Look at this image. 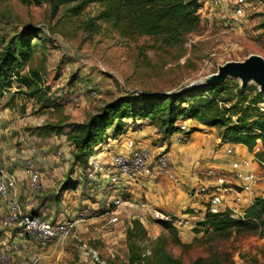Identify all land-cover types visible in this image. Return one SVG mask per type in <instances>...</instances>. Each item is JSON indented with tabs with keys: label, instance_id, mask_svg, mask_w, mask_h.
<instances>
[{
	"label": "rangeland",
	"instance_id": "374dc122",
	"mask_svg": "<svg viewBox=\"0 0 264 264\" xmlns=\"http://www.w3.org/2000/svg\"><path fill=\"white\" fill-rule=\"evenodd\" d=\"M233 3L234 0H227L224 6L217 8L208 3L203 4L197 30L186 38L184 44L166 47L147 37L126 40L106 24H101L95 33L84 31L80 23L97 15V5H89L79 16L72 17L68 9L73 3L60 6L57 13L52 14L48 3L35 6L25 5L20 0L0 2V48L24 28L40 29L38 39L30 40L32 59L20 74L24 76L30 69L39 71L43 80L41 88L45 92L43 103L38 105L37 101L24 95L29 92L27 89H18L13 83L11 91L0 100V112H4L5 107H10L6 112V122L13 125L9 134L13 140L5 147V152L16 149L14 157L8 159L9 166L15 172H23V177L15 179L23 187L22 190H26L29 188L24 174L26 160L31 158L38 166L43 158V150L47 147L58 158L53 168L57 169L59 163H62L57 170L64 178L63 181L56 180L55 185L58 187H55L54 192L57 194L52 199L56 203L65 201L68 210L71 209V201L76 200L79 205L74 209L82 214L79 216L82 222L75 232L61 241V257L57 264H96V261H92L89 250L96 251L99 262L104 264H129L126 229L132 221L125 219L126 204L122 205L124 209L118 215L123 224L117 226L107 225V218L103 216L105 206L102 207L101 204L97 209L91 206L92 202L97 201L96 192H90L94 189L96 179L94 177L91 180L93 171L86 177L85 169L79 164L74 165L73 150L68 138L70 130L66 124L85 122L107 103L129 94L152 96L178 93L199 79L216 73L217 68L226 62L242 61L251 54L264 59V0H247L248 8L241 17L233 15ZM233 81L236 86L244 87L241 80ZM247 85L256 87L252 83ZM11 95H15L12 101ZM257 106L264 114V97ZM26 117H30V122L33 121L34 124L22 127L24 131L30 132L37 128L41 131L44 124L58 126L61 131L50 132L51 134L45 131L43 137L48 138L44 141L28 140L23 144L19 142L21 127L17 123ZM209 128H214L220 136L222 129ZM112 133L111 128L103 146L94 148V151L99 148L103 153L100 158H104L105 162L100 166L107 161L106 153H113L114 148L122 145V141L126 139V130L122 135L118 134L119 137H112ZM162 138L151 139L153 147L162 144ZM4 140L6 139L2 136L0 141ZM32 147L36 148L33 159ZM94 155L91 154L90 157L96 162ZM1 156H4V162L6 154L1 153ZM101 160H97L98 163ZM90 163L91 160L88 159L87 166H92ZM86 178L87 181H84ZM43 192L40 189L29 200L22 196V204L26 201L25 205H34L36 199L38 202L44 196L41 195ZM84 200L88 202H83ZM31 209L33 210L26 207L22 211L31 213ZM145 211L150 215L151 208L146 207ZM174 224L178 225L177 222ZM164 234L170 242L169 250L183 264H190L198 257L209 258L215 264H264V238L259 234L234 235L228 240L211 241L206 238L205 232L199 235L194 233L186 243H176V235L170 232ZM153 240L146 235L137 241L144 249V254L150 252ZM0 264H20V261L14 254L9 262L3 260Z\"/></svg>",
	"mask_w": 264,
	"mask_h": 264
},
{
	"label": "trees",
	"instance_id": "16d2710c",
	"mask_svg": "<svg viewBox=\"0 0 264 264\" xmlns=\"http://www.w3.org/2000/svg\"><path fill=\"white\" fill-rule=\"evenodd\" d=\"M3 1L5 0H0ZM20 1L25 5L35 6L48 3L52 14L57 13L60 6L73 3L68 9L72 17L79 16L89 5H97L99 7L97 15L80 23L84 31L95 33L101 24H106L126 40L133 41L147 37L166 47L184 44L186 38L197 30L200 23V4L196 0ZM40 34L38 28H24L0 48V96L15 83L18 89L23 87L29 91L24 93L25 96L37 101L38 105L43 103L45 92L41 88L43 80L40 72L30 69L26 75L20 74L32 59L30 40L38 39ZM233 83V79H228L219 86L200 85L167 95L129 94L107 103L85 122L66 124L70 130L68 138L73 150L74 165L79 164L85 169L88 157L99 149L94 151V148L103 146L102 143L107 141L108 130L112 128V137H116L126 130L128 120L133 123L136 120H146L147 125L155 128L164 140L178 130L179 121L192 119L205 127L222 129L220 137L223 143L242 145L250 153L259 141L261 150L256 153V158L262 159L264 114L257 105L261 103L264 94L254 86L246 85L240 88ZM45 131L56 133L61 129L58 126L44 124L39 132L43 134ZM193 131L194 129L191 133ZM30 214L37 215V210ZM159 225L165 232L176 235L175 242L179 243L177 231L171 222L160 220ZM193 232L197 235L205 232L206 238L211 241L228 240L234 235L259 234L264 238V198H257L243 219L233 218L227 212L207 213L202 221L197 222ZM146 235L147 231L137 219L130 222L126 229L129 264L135 262L183 264L169 250L170 242L165 234L154 239L150 254L144 255V249L137 241L145 238ZM190 264H215V262L209 258L198 257Z\"/></svg>",
	"mask_w": 264,
	"mask_h": 264
},
{
	"label": "crops",
	"instance_id": "0c3cea01",
	"mask_svg": "<svg viewBox=\"0 0 264 264\" xmlns=\"http://www.w3.org/2000/svg\"><path fill=\"white\" fill-rule=\"evenodd\" d=\"M15 95H11L13 100ZM1 100V99H0ZM9 106L5 107L4 112H0V140L2 136L6 139L0 141V169H6L10 174H12L16 179H20L22 176L21 172L13 171V168L9 166V158L14 157L16 149L14 151L5 152V147L9 146L12 137L9 136L13 125L11 122H6V112L9 110ZM186 123L191 130L194 131L190 134L189 141L185 144H176L174 143L173 138L164 139L162 142L163 147H166L170 158H171V168L174 172L176 178L180 181L179 185L174 184L172 181L168 180L165 176L159 175L157 173H152L146 177L141 178L137 182L116 184L114 187L124 195L126 199V209H125V219H137L147 231L148 237L150 239H156L159 235L164 234L165 231L159 225L158 220H154L151 215L146 214L145 208L149 207L151 210H157L163 216L170 218L173 222L180 223V226L175 225L171 222L172 226L176 229L178 238L181 243H186L189 239L194 236L193 229L196 226L197 222L203 219L205 216V205L208 198L206 194H195L190 192L191 188L198 183L211 184L212 181H208L205 176V171L208 168H214L221 171H226L229 169L230 163H232L238 156H253V153L248 152L246 147L242 145H234L233 148L236 151L235 156H227L225 154V149L230 146L228 143H223L221 138L214 128L205 127L199 124L195 120H187ZM34 124L33 121L30 122V117H26L24 120L20 119L17 123L20 129V138L19 142L26 144L28 140H45L47 137H43V134L40 133L37 129L32 131H24V128L27 125ZM16 126V127H17ZM109 131V130H108ZM123 133V132H122ZM122 133H120L122 135ZM135 137L145 143L147 146L153 147L151 144V139H160V134L156 131L155 128L147 125L146 120H136L134 123L127 121L126 125V138ZM119 137V135H117ZM154 143V142H153ZM159 144L157 146H160ZM46 149V151H45ZM43 150V158L45 162H42V159L39 161L38 166L42 174L41 180V199L37 202L35 200L34 205L32 203L22 204V196H26V199L29 200L36 194L30 192L29 188L22 190L23 187L17 183V194L18 200L22 208H33L32 211L37 210V215L43 217L44 219L52 222L59 223L64 219H69L74 217L77 214V211L74 209L78 207V201H71L70 210L65 206L67 204L65 201H60L56 203L52 199L54 190L56 187V180H64L60 173H58V168L62 166V163H59V167L53 168L55 161L58 159L57 155L50 153L46 147ZM122 149V145L116 146L113 152L119 151ZM6 154V160L3 162L4 156ZM101 160V151L98 149L96 153L92 155ZM105 154V153H104ZM28 156V155H27ZM91 156V155H90ZM88 157L89 161L91 160V165H98V161H94L91 157ZM35 156H32V159ZM106 157V155H105ZM28 158V157H27ZM57 158V159H56ZM105 159L103 158L101 162ZM88 162V160H87ZM21 164V162L19 163ZM64 164V163H63ZM91 166H86L84 170V175L89 176V172H92ZM67 178V175H63ZM94 185L96 188L90 192H96V200L99 202H92L91 206L97 209L99 205L106 206L107 200L109 197L107 180L102 178L98 180L95 178ZM87 181V178L86 180ZM21 187V188H20ZM48 187H50V190ZM56 187V188H55ZM50 191V192H49ZM48 192V193H46ZM66 192V191H65ZM64 192V193H65ZM46 193V194H45ZM83 202H88L84 200ZM25 205V206H24ZM125 205V204H124ZM145 206V207H143ZM122 206L119 208V211L122 212ZM220 210H224L220 207ZM3 212V208L0 209V214ZM127 213V214H126ZM127 219V220H128ZM80 227V226H79ZM81 229V228H79ZM14 239L15 241L22 242V250L15 254L16 258L21 260L31 252H38L40 254L39 264H57V261L61 257V241L54 242L49 245L48 248L40 250L36 245L29 241H23L22 238L13 232L10 234H5L0 230V244L7 242L8 240ZM24 244V245H23Z\"/></svg>",
	"mask_w": 264,
	"mask_h": 264
},
{
	"label": "built area",
	"instance_id": "2783aa9c",
	"mask_svg": "<svg viewBox=\"0 0 264 264\" xmlns=\"http://www.w3.org/2000/svg\"><path fill=\"white\" fill-rule=\"evenodd\" d=\"M196 1L200 4V9L206 3L214 8L222 7L227 3V0ZM247 5V0H234L231 6L233 15L235 17L243 16L248 8ZM12 87L8 91H11ZM8 91H3L0 98L6 95ZM186 121H179L177 123L178 131L171 135L176 144L183 145L189 141L191 129ZM233 146V144H230L225 149L227 156L236 155ZM260 150V142L257 141L252 152L253 156H238L237 159L230 163L228 170L206 169L205 176L212 183L197 182L190 190V192L195 194L208 195L205 205L206 214L227 212L233 218L243 219L255 200L260 197L264 198V157L262 159L256 158V153ZM33 155H36V148L34 147L31 148V156ZM106 155L108 158L103 166L100 165L105 161L100 162L96 166H91L94 175L90 177L91 180L94 177L98 178V180L104 178L110 184L107 188L109 197L103 209V216L107 218V225L117 226L120 223L123 224L118 217L119 208L126 204L127 201L124 195L115 188L116 184L126 185V183L137 182L152 173L163 175L176 185L180 184L171 168L170 155L163 145L158 147L147 146L141 140L130 136L122 141V149L113 153H106ZM26 163L24 174L28 180L29 190L31 193L37 194L41 189V171L31 158L27 159ZM93 187L96 188V185L93 184ZM220 207L224 210L221 211ZM1 208H3V212L0 214V230L10 235L15 232L16 235L22 238L21 240L33 243L40 250L48 248L54 242L69 238L75 232L79 223L82 222V219L79 218L82 215L81 213H77L74 217L64 219L59 223H52L41 216L23 212L18 200L16 179L5 169H0ZM150 215L154 220L173 222L156 210H151ZM177 224L179 225L180 223L177 222ZM21 250L22 242L14 239L8 240L7 243L1 244L0 262L3 260L9 262L14 254ZM88 252L92 261L104 264V262H99L96 251L89 250ZM149 254L150 252L147 251V254L144 255ZM19 261L20 264H38L40 254L31 252L25 258L19 259Z\"/></svg>",
	"mask_w": 264,
	"mask_h": 264
},
{
	"label": "water",
	"instance_id": "95a60500",
	"mask_svg": "<svg viewBox=\"0 0 264 264\" xmlns=\"http://www.w3.org/2000/svg\"><path fill=\"white\" fill-rule=\"evenodd\" d=\"M228 79L241 80V85L252 83L259 92L264 94V59L259 55L251 54L242 61L226 62L217 68L216 73L199 79L185 89L205 85L219 86Z\"/></svg>",
	"mask_w": 264,
	"mask_h": 264
}]
</instances>
